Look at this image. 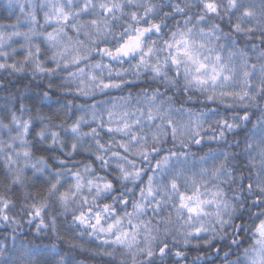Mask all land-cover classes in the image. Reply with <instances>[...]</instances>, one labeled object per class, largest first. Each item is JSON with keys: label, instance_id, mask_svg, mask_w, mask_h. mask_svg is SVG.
<instances>
[{"label": "snow or ice", "instance_id": "obj_1", "mask_svg": "<svg viewBox=\"0 0 264 264\" xmlns=\"http://www.w3.org/2000/svg\"><path fill=\"white\" fill-rule=\"evenodd\" d=\"M22 78L0 264H264V0H5Z\"/></svg>", "mask_w": 264, "mask_h": 264}, {"label": "trees", "instance_id": "obj_2", "mask_svg": "<svg viewBox=\"0 0 264 264\" xmlns=\"http://www.w3.org/2000/svg\"><path fill=\"white\" fill-rule=\"evenodd\" d=\"M5 0H0V4H3ZM28 81L26 78H22L20 80L14 81V86L10 87L8 91H4L3 89H0V103H3V99L7 97L8 92H12L13 94H16L18 92L24 91V85L27 84ZM30 87L34 88V85H31ZM215 146V145H213ZM10 229H5L3 225H0V239H3L6 232H10ZM23 231L27 233L29 231L28 226L25 225ZM10 243V241H9ZM75 259L80 261H84V264H100V258L95 257L93 258L89 253L87 252H77L74 254Z\"/></svg>", "mask_w": 264, "mask_h": 264}]
</instances>
